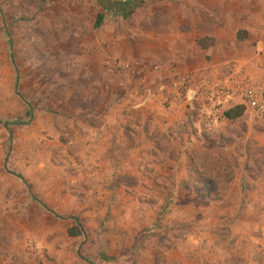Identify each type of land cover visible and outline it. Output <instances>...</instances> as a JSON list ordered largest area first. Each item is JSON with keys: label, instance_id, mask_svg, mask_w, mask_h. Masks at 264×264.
I'll return each instance as SVG.
<instances>
[{"label": "rangeland", "instance_id": "1", "mask_svg": "<svg viewBox=\"0 0 264 264\" xmlns=\"http://www.w3.org/2000/svg\"><path fill=\"white\" fill-rule=\"evenodd\" d=\"M223 26L215 84H264V0H0V264H264V118L225 119L232 102L208 119L197 91L213 78L195 87L206 110L189 139L162 121L176 75L212 62L201 35ZM150 98L156 122L136 112ZM117 118L119 150L134 122L155 128L138 188L133 157L104 145ZM193 168L222 201L190 190Z\"/></svg>", "mask_w": 264, "mask_h": 264}, {"label": "crops", "instance_id": "2", "mask_svg": "<svg viewBox=\"0 0 264 264\" xmlns=\"http://www.w3.org/2000/svg\"><path fill=\"white\" fill-rule=\"evenodd\" d=\"M225 30H226V28L224 26L222 28L218 27V28H216V30L215 29L210 30L209 31L210 34L208 33V31H206V32H203V34L201 35L202 38L210 37L213 40L211 46L208 47L207 49H201V47H198L200 49V51L202 52V55L205 58H211L212 62L207 63L204 66L203 70H201V71L197 68H196V70H194L193 83H192L191 90H190L189 95H188L189 100L185 101V102L181 101L179 103L174 98L172 103H171L172 107L168 110V112H169L167 114L168 117H166L164 120H162L166 123V124H164V126H166L167 129H171V131L169 133L172 134L173 138L172 137H169V138L172 140V142H174L175 138H178L179 135L184 136L185 139H189L190 134L186 130L191 131L194 129V132H195L197 127H199L200 124L202 123L198 119V117L202 118V116H203L202 113H201V116L199 115V113H200V110L204 107L202 106V108L200 109L196 104L192 106V104H193L192 101H194V96H192V95H193V93H196V92H194L195 87L198 89V87H199L198 84H200L201 81H207L209 79L211 80V79L215 78L213 81V84H215L217 82V79H218L217 75L220 74V67H217L215 62L217 60H223V58L221 59V56H218V53H220V51H222L224 49L223 47H225L227 45V44H225V43H227L226 36H225ZM232 78H234V79H232ZM229 79L237 80L235 78V76H230ZM235 103L237 104V106H238V104L242 105L239 101H236ZM249 108H251L249 105L246 106V112L248 111ZM137 109L141 110L142 113L149 114L150 117L152 118V119L150 118V122L151 121L152 122L157 121L156 116H157V110H159V105H157V103H156V101H154V99L150 98L149 100H140L139 104L136 105V112H137ZM194 110H195L197 116L192 115L191 111H194ZM203 110H206V109L204 108ZM203 110H201V112H203ZM251 110H252V108L249 111H251ZM172 111H174V114H170ZM223 117L225 118L224 114H223ZM118 118L116 120H110L107 123V125L110 124L112 126V128H110V126H109L107 129L108 133L104 132L105 133V137H104V143L105 144L104 145L106 146V148L108 150L107 154L109 153V155L111 154L112 156L113 155L118 156L119 154L120 155L126 154V156L133 157L132 161L133 160H135V161L131 162L128 160L127 165L125 164V162L122 161V164L124 165V171H125L124 174H128L132 178L133 182L137 181L138 184L136 185V187L138 188L140 185H142V183H141V181H142L141 180V176H142V170L141 169L142 168L138 167V166H140V161L149 159V156H150V158L153 157V151L155 153L157 152V151H155L156 150L155 149L156 143H155V141H153L154 140L153 139V131H155V128H153L151 130V125H149L148 133H146L140 123L134 122L132 125V127L134 129L132 128L133 130H131V131H133V134L130 133L132 135V138L135 137L132 140V142L133 141L135 142L134 143V146H135L134 149L130 150V152H127L125 149L119 150V147H120V149H122L121 147H124L123 142L126 139V137H125V133L121 132L118 134L123 136L122 138H119V137H117V139L114 138L113 133H115L118 125H121V124H119ZM188 119L191 120V123H189L188 125H185L187 123ZM180 123L182 125H185V126L182 127L183 132L179 134L178 132H174V131L178 130L177 127H179ZM135 130H137L136 131L137 136L135 135ZM185 132H186V134H185ZM117 150H119V151L117 152ZM117 153H118V155H117ZM109 155H107V156H109ZM107 156L106 157L104 156V158L106 159ZM123 156H125V155H123ZM136 165H138V166H136ZM149 171L151 172V170H149ZM149 171H147L148 174H150ZM152 181H153V179L151 177H148V182H143V183H147L148 186L151 188L152 187V183H151ZM127 186H129V185H127ZM132 186H135V185H132ZM137 201L139 204V200H137Z\"/></svg>", "mask_w": 264, "mask_h": 264}, {"label": "built area", "instance_id": "3", "mask_svg": "<svg viewBox=\"0 0 264 264\" xmlns=\"http://www.w3.org/2000/svg\"><path fill=\"white\" fill-rule=\"evenodd\" d=\"M175 87L177 89V101L185 102L193 83L191 73H180L176 75ZM211 89V94L209 92ZM198 99L205 104L211 103L208 119L213 120L214 114L211 111L216 107H224L232 102L239 101L242 105H251L256 115L264 118V84H256L250 77L244 76L240 80H230L225 83L219 82L218 85H208L197 91ZM202 103V104H203ZM204 106V105H203Z\"/></svg>", "mask_w": 264, "mask_h": 264}, {"label": "trees", "instance_id": "4", "mask_svg": "<svg viewBox=\"0 0 264 264\" xmlns=\"http://www.w3.org/2000/svg\"><path fill=\"white\" fill-rule=\"evenodd\" d=\"M103 16L100 15L98 17L97 21V27H99L102 23ZM238 38H242L241 35H238ZM213 40L211 39H204L198 42V46L201 47L202 49H207L208 47L211 46ZM246 112V106L245 105H238L235 106L234 108H231L227 112L224 113V116L228 120H237L240 119ZM191 177L194 176V181L190 180L189 183V188L192 190L194 193H196L200 198L208 201H222L224 194H221L222 192H217L215 188L212 187V182L207 180L206 177L202 175V173L197 169L193 168L190 171ZM44 208H47L46 205L43 204ZM70 219H75L76 224L69 228L67 233L68 236L71 238H78L83 235V230L81 229L80 224L77 222V218L75 216H70Z\"/></svg>", "mask_w": 264, "mask_h": 264}]
</instances>
